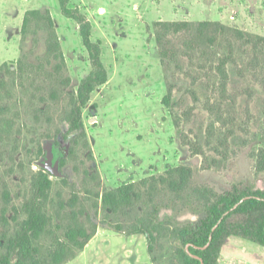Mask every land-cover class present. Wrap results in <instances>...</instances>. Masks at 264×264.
Returning <instances> with one entry per match:
<instances>
[{"label":"rangeland","instance_id":"rangeland-1","mask_svg":"<svg viewBox=\"0 0 264 264\" xmlns=\"http://www.w3.org/2000/svg\"><path fill=\"white\" fill-rule=\"evenodd\" d=\"M69 6L90 20L108 71L107 82L93 90L83 108V129L74 132L66 120L69 102L93 67L78 22L62 13L59 0H0V78L6 83L0 87V255L3 235L14 234L27 217L24 204L33 177L46 158V144L53 142L60 173L45 171L53 182L46 210L55 234L41 237L40 251L64 237L74 210L89 230L88 218L98 229L90 249L66 264H171L172 243L165 248L154 243L151 251L148 237L131 231L141 201L115 214L104 209L103 193L180 165L193 169V186L218 192L234 184L264 189V73L237 51L238 64H226L223 79L214 56L207 62L199 55L182 57L181 39L176 55L182 60L168 64L167 71L154 24L209 20L264 36V0H70ZM31 9L49 10L54 19L65 59L59 77L55 62L47 64L43 24L34 22L23 41V21ZM39 64H46L45 71ZM60 77L70 78V84L51 92ZM193 143L204 154H195ZM153 197L169 207L162 216L199 217L169 189ZM118 223L125 230H118ZM234 255L264 264V248L242 238L227 239L219 264H237Z\"/></svg>","mask_w":264,"mask_h":264},{"label":"trees","instance_id":"trees-1","mask_svg":"<svg viewBox=\"0 0 264 264\" xmlns=\"http://www.w3.org/2000/svg\"><path fill=\"white\" fill-rule=\"evenodd\" d=\"M69 3L70 0H59L62 13L78 22L83 44L89 52L93 66L92 71L83 78L76 96L74 95L69 102L70 111L66 113V120L69 122V132H74L83 129V108L90 100L93 90L107 82L108 71L101 56L100 43L92 40L90 20L79 9L71 8ZM34 22L42 23L48 31L47 64L54 66L53 61L55 62L53 70L56 72L55 76L57 74L59 77L65 59L54 19L49 10L45 12L39 9L28 10L23 21V41L26 40L28 30ZM154 26L159 54L167 71L168 64L176 62L178 65L183 56H189V60H194L199 55L205 62L214 56L217 61L214 69L226 79L228 75L225 65L229 62L237 65L236 53L239 51L244 56H250L255 70L260 69L264 73V36L209 20L198 22L160 20L156 21ZM180 39L185 48L182 57L176 55L178 50L176 40ZM24 57H27L26 53ZM20 62L23 73L25 63ZM38 69L45 71L46 64H39ZM61 79L62 81L58 82L59 86L54 81L51 89L49 83L43 82L51 92L57 93L61 91L58 88L70 84V78ZM4 81L0 78V87L5 86ZM164 100L167 102V98ZM190 147L195 154H204L202 147L196 143ZM193 173L191 167L180 165L170 169L165 175L151 176L138 183L131 182L105 191L102 197L104 209L119 214L124 208L141 201L142 212L136 217L131 231L141 232L147 236L151 242L149 244L151 251L154 249V243L160 244L163 248L166 247V243H172L171 264H219L222 248L231 237L242 238L264 248V189H255L248 184H234L231 188L218 192L210 186H193ZM52 186L53 182L44 168L36 172L30 198L24 204L27 217L18 223L14 234L3 235L4 252L0 255V264H13L12 259H15V264H66L75 259L88 241L96 235L98 225L94 220L87 217L91 223L89 230L73 210L70 217L66 218L68 222L64 228V237H57L45 252L40 251L38 243L41 237L45 234L53 236L55 234L54 229H48L52 216L46 210ZM167 189L176 194L177 200L184 201L182 207L192 206L199 217L193 220L179 219L178 215L171 217L167 213L162 216L161 210L169 207L162 202L157 204L153 195ZM4 196L8 203L10 195L6 193ZM76 202L77 198L71 202L73 209ZM60 207L64 208V205L61 203ZM15 210L17 211L16 208ZM5 212L6 208L3 209L4 215ZM57 227H60L59 224ZM116 228L125 230L119 223ZM236 259L237 264H252Z\"/></svg>","mask_w":264,"mask_h":264},{"label":"water","instance_id":"water-1","mask_svg":"<svg viewBox=\"0 0 264 264\" xmlns=\"http://www.w3.org/2000/svg\"><path fill=\"white\" fill-rule=\"evenodd\" d=\"M46 158L41 163L42 168L49 170L55 175H58L60 173V167L58 162L55 161V151L53 149V142H48L46 144Z\"/></svg>","mask_w":264,"mask_h":264},{"label":"crops","instance_id":"crops-1","mask_svg":"<svg viewBox=\"0 0 264 264\" xmlns=\"http://www.w3.org/2000/svg\"><path fill=\"white\" fill-rule=\"evenodd\" d=\"M90 242L85 246V248L81 251L82 253H84V252H86V251H88L90 248ZM234 258H239V259H241V260H243V261H248V262H250V263H252V264H254L253 262H251V261H249V260H247V259H244V258H241V257H239V256H237V255H234L233 256Z\"/></svg>","mask_w":264,"mask_h":264}]
</instances>
